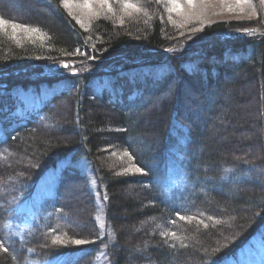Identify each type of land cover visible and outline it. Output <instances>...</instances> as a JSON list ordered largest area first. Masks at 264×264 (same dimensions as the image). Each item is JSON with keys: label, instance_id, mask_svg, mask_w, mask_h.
I'll list each match as a JSON object with an SVG mask.
<instances>
[{"label": "trees", "instance_id": "16d2710c", "mask_svg": "<svg viewBox=\"0 0 264 264\" xmlns=\"http://www.w3.org/2000/svg\"><path fill=\"white\" fill-rule=\"evenodd\" d=\"M67 1L0 0V264H222L264 234V3Z\"/></svg>", "mask_w": 264, "mask_h": 264}, {"label": "rangeland", "instance_id": "374dc122", "mask_svg": "<svg viewBox=\"0 0 264 264\" xmlns=\"http://www.w3.org/2000/svg\"><path fill=\"white\" fill-rule=\"evenodd\" d=\"M264 3V0H262ZM203 12L205 16L212 17L213 20H222L225 22L230 21V19H239L247 16V8L243 6V4L239 0H203ZM66 5H68V10L72 15H76L80 18V21L86 27L89 26V23L94 19L93 14L99 7V0H68ZM238 37V35H236ZM93 59V58H92ZM102 62V61H101ZM98 61L97 64L101 63ZM81 63L79 64L76 61H72L69 63H64L59 65L58 67H53L49 69L47 72L45 71L44 74L40 75V77H52V76H59V72L68 71L72 74L79 73L77 71L80 69ZM88 68V67H87ZM87 70H95L94 68H88ZM38 76H34L37 78ZM44 94L51 92L50 89L45 90L42 89ZM27 98H33V95H27ZM36 98V97H35ZM175 135H178L176 132ZM183 142V139H180V143ZM170 155V168L168 170L169 176L172 175V183L169 187L168 193H171V188H173V192H182L186 188L187 182L184 173L181 171L179 164L181 163V154L178 153L179 149L178 146L172 149ZM65 161H61L62 164ZM82 165V163H81ZM83 166V165H82ZM81 166V167H82ZM172 173V174H171ZM53 177L50 174L47 178L42 182L37 190L36 194L39 193L37 197L34 198L35 204L39 201V196H47L48 191L52 187ZM94 187L95 184H93ZM97 187H99L97 185ZM52 189V188H51ZM40 190V192H39ZM53 193V191H52ZM99 200V198H98ZM101 203V201L99 200ZM98 213H97V220L102 228V218H101V209L103 210L104 217L105 216V207L101 204H97ZM107 222V218H106ZM103 256V253H102ZM49 264H67L66 259L56 260ZM222 264H264V234H259L257 239H254L247 243L243 248L238 249L236 254L230 255Z\"/></svg>", "mask_w": 264, "mask_h": 264}]
</instances>
